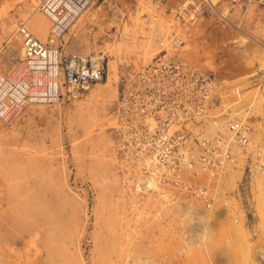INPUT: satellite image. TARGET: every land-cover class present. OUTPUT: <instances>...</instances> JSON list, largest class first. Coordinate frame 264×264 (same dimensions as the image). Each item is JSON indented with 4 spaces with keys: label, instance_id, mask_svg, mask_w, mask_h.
I'll list each match as a JSON object with an SVG mask.
<instances>
[{
    "label": "rangeland",
    "instance_id": "rangeland-1",
    "mask_svg": "<svg viewBox=\"0 0 264 264\" xmlns=\"http://www.w3.org/2000/svg\"><path fill=\"white\" fill-rule=\"evenodd\" d=\"M41 1L0 0L1 72L23 58L21 22L51 39ZM153 1L90 7L59 43L66 54L102 57L103 81L75 100L0 121V264H264V175L230 171L207 182L223 193L211 210L179 189L171 199L150 189L142 196L146 184L125 180L114 135L120 83L156 54L182 2ZM206 14L193 28L191 59L215 74L216 105L249 119L264 147V7L221 0Z\"/></svg>",
    "mask_w": 264,
    "mask_h": 264
},
{
    "label": "built area",
    "instance_id": "built-area-1",
    "mask_svg": "<svg viewBox=\"0 0 264 264\" xmlns=\"http://www.w3.org/2000/svg\"><path fill=\"white\" fill-rule=\"evenodd\" d=\"M98 1L42 0L39 11L51 22L48 42L35 36L27 22L18 25L23 58L11 72L0 71L1 122L12 123L31 105L75 100L103 81L102 57L66 54L59 43L64 32ZM167 2L154 0L153 4L161 8ZM229 3L264 7V0ZM216 6L212 0L178 3L169 19L171 30L158 36V50L149 61L123 76L114 106L117 148L129 169L126 182L146 184V189L138 188L142 196L150 189L171 199L179 189L208 210L223 193L207 182L220 181L230 171L264 175V147L254 143L251 122L216 105L215 74L200 68L187 49L197 36L193 28L207 19V12H216Z\"/></svg>",
    "mask_w": 264,
    "mask_h": 264
},
{
    "label": "bare ground",
    "instance_id": "bare-ground-1",
    "mask_svg": "<svg viewBox=\"0 0 264 264\" xmlns=\"http://www.w3.org/2000/svg\"><path fill=\"white\" fill-rule=\"evenodd\" d=\"M212 1H213L214 3L217 4V3H218L219 1H221V0H212ZM5 4H6V3H5ZM10 5H11V4H10ZM260 20H261V19H260ZM263 24H264V23H263ZM262 26H263V25H262ZM244 39H245V38H244ZM147 41H148V40H147ZM244 41H245V40H244ZM21 53H22V56H23V48L21 49ZM115 67H116V66H115ZM116 68H117V67H116ZM113 69H114V68H113ZM113 71H114V70H113ZM115 72H116V69H115ZM115 72H114V73H115ZM112 76H113V75H112ZM114 77H115V76H114ZM244 78H246V77H244ZM114 79H115V78H114ZM241 80H242V79H241ZM107 83H108V81H107ZM105 89H106V88H105ZM111 91H112V90H111ZM102 94H103V93H102ZM102 94H101V95H102ZM149 183H152V181L150 180Z\"/></svg>",
    "mask_w": 264,
    "mask_h": 264
},
{
    "label": "crops",
    "instance_id": "crops-1",
    "mask_svg": "<svg viewBox=\"0 0 264 264\" xmlns=\"http://www.w3.org/2000/svg\"><path fill=\"white\" fill-rule=\"evenodd\" d=\"M258 223V222H257Z\"/></svg>",
    "mask_w": 264,
    "mask_h": 264
}]
</instances>
